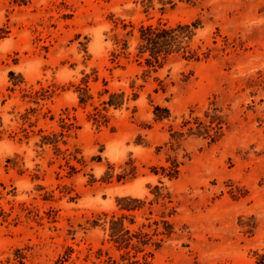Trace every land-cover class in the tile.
<instances>
[{
    "label": "rangeland",
    "instance_id": "1",
    "mask_svg": "<svg viewBox=\"0 0 264 264\" xmlns=\"http://www.w3.org/2000/svg\"><path fill=\"white\" fill-rule=\"evenodd\" d=\"M198 19L192 48L211 57L175 56L144 78L139 28ZM122 40L133 55L117 63ZM86 76L93 99L83 106ZM105 90L129 101L97 126L89 114ZM211 103L224 137L185 135L173 147V133ZM157 106L171 118L157 120ZM54 134H64L57 145L43 140ZM173 159L170 180L162 168ZM156 185L173 196L177 235L152 264H264V0H0V264L117 257L94 221L116 212L117 198L153 199Z\"/></svg>",
    "mask_w": 264,
    "mask_h": 264
},
{
    "label": "trees",
    "instance_id": "2",
    "mask_svg": "<svg viewBox=\"0 0 264 264\" xmlns=\"http://www.w3.org/2000/svg\"><path fill=\"white\" fill-rule=\"evenodd\" d=\"M162 7H174L179 2L191 3L195 0H142V3L152 7L155 2ZM202 27L201 20H196L192 24L169 25L167 23L142 25L139 28V36L135 47L134 59L141 66H145L144 78L151 73H157L164 68L167 62L175 57L182 56L189 61L200 62L207 60L212 55V50L206 52L201 48H192L196 30ZM126 28V25H125ZM121 47L118 52H113V61L119 62L120 58L133 55L129 52L130 46L127 40L118 43ZM129 58V57H127ZM163 88V81H159ZM89 76L84 80V86H79V103L86 106L93 96L90 94ZM109 99L102 102V108L94 107V112L89 114L97 126L108 125L107 112L110 108L121 109L129 99H126L125 92H110ZM139 95L133 93L132 100H137ZM164 112V114L162 113ZM157 120L163 121L171 118L168 109L155 108ZM72 125V124H71ZM227 123L223 110L211 103L205 111V119L194 117L184 121L182 131L173 133V147L179 145L185 135L196 136L216 143L225 135ZM64 134H54L52 137H44V141L57 145L59 137ZM180 163L178 159L171 161V166L162 168L164 174L170 180L178 177L180 173ZM127 174L118 175V181L124 180ZM113 173L108 172L104 178L105 182H111ZM153 199L138 198L133 196H123L117 198V211L112 214L103 213L98 215L94 221L95 227H102L106 235L105 243L111 245L117 252V257L112 256L108 251L98 250L96 258L100 264H152L151 259L169 241L177 235L174 218L177 215V207L174 204L172 194L164 187L156 185L152 189ZM0 212V216H4ZM103 221V222H101Z\"/></svg>",
    "mask_w": 264,
    "mask_h": 264
}]
</instances>
